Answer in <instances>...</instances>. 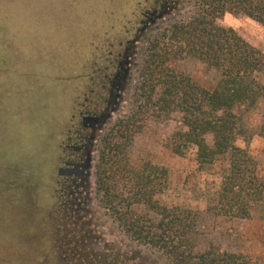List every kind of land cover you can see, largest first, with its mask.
I'll list each match as a JSON object with an SVG mask.
<instances>
[{
  "label": "rangeland",
  "instance_id": "1",
  "mask_svg": "<svg viewBox=\"0 0 264 264\" xmlns=\"http://www.w3.org/2000/svg\"><path fill=\"white\" fill-rule=\"evenodd\" d=\"M155 1L0 0V264H58L54 232L63 227L56 222L57 196L62 194L55 186L59 157L55 148L91 88L87 81L73 78L83 75L88 79L106 66L105 59L119 56L141 26L142 13L151 11ZM199 9L200 0H171L157 12L161 18L134 38L114 111L97 128L88 149L83 205L92 229L107 244L119 245L142 264H170L162 251L128 238L102 207L95 189L94 169L104 144L119 131L127 136L136 129L129 158L167 170V187L156 198L167 207L198 213V250L211 246L264 264V203L250 202L249 219L224 213L218 191L228 173V156L201 167L193 146L183 155L172 153L167 144L173 133L184 130L181 115L145 107L139 90L152 41L174 24L190 21ZM216 23L232 29L264 54V25L229 13ZM178 64L201 87L211 89L218 80L215 70L193 58L182 56ZM263 116L261 99L243 115L245 133L235 141L255 161L259 177H264ZM205 139L212 146V136ZM136 211L145 210L137 207ZM100 241L90 248L99 250Z\"/></svg>",
  "mask_w": 264,
  "mask_h": 264
},
{
  "label": "trees",
  "instance_id": "2",
  "mask_svg": "<svg viewBox=\"0 0 264 264\" xmlns=\"http://www.w3.org/2000/svg\"><path fill=\"white\" fill-rule=\"evenodd\" d=\"M225 13L242 14L264 25V0H200V9L186 23L174 24L147 49L139 90L145 107L167 115L178 112L184 130L173 133L167 144L183 155L196 149L199 166L216 158H229L228 173L218 191L224 213L249 219L252 201L264 203V177L245 149L235 145L245 133L243 115L264 99V54L235 31L216 21ZM193 58L218 74L206 89L184 73L178 60ZM137 133L117 132L104 144L94 169V185L102 207L122 232L138 245L165 253L170 264H254L243 254L200 251L198 213L167 207L156 196L167 187V170L150 162L134 163L128 156ZM264 137V116L260 125ZM212 136V146L205 137ZM143 207L144 212L136 211Z\"/></svg>",
  "mask_w": 264,
  "mask_h": 264
},
{
  "label": "flooded vegetation",
  "instance_id": "3",
  "mask_svg": "<svg viewBox=\"0 0 264 264\" xmlns=\"http://www.w3.org/2000/svg\"><path fill=\"white\" fill-rule=\"evenodd\" d=\"M170 1L156 0L151 11L143 12L144 17L136 34L126 41L119 56L104 60L106 66L99 69L97 74L88 79L83 75L73 78L77 81H87L91 88L85 103L77 106L67 134L55 148L59 151L55 186L56 191L62 194H57L59 202L56 206L59 216L56 222L63 227L54 232L58 264H142L135 256L123 251L119 245L107 244L104 238L92 229V223L86 216L87 208L83 205L86 191L81 166L88 161V149L93 142L95 131L99 122L109 113L111 103L117 95L119 80L126 67L132 41L140 34L148 20L158 15L157 12L162 11ZM93 240L101 242L97 251L89 246L94 244Z\"/></svg>",
  "mask_w": 264,
  "mask_h": 264
},
{
  "label": "water",
  "instance_id": "4",
  "mask_svg": "<svg viewBox=\"0 0 264 264\" xmlns=\"http://www.w3.org/2000/svg\"><path fill=\"white\" fill-rule=\"evenodd\" d=\"M161 16H162V13H160L159 15H156L153 19H149L148 22L146 23L145 27L142 28V29L140 30V33L143 32V31H144L149 25H152L157 19L161 18ZM132 42L134 43L135 40H133ZM126 65H127V62H126ZM127 72H128L127 69H123V71H122V77L125 76V75L127 74ZM122 77H121V78H122ZM115 102H116V101L113 100L111 104L114 105ZM112 105H111V107H110V109H109V113H107V115H105V116L103 117V119L99 122V126L102 125V124H104V123L106 122V119L110 116V113L114 111V108H113ZM92 139H93V138H92ZM87 162H88V161H87ZM81 168H82V176H84L85 171L88 170V168H89V164L84 163V164L81 166Z\"/></svg>",
  "mask_w": 264,
  "mask_h": 264
}]
</instances>
